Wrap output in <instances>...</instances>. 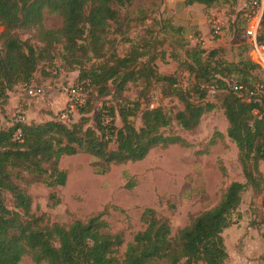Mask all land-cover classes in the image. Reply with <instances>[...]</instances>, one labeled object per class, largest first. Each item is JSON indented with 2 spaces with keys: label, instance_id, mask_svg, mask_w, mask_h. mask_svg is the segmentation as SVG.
Listing matches in <instances>:
<instances>
[{
  "label": "trees",
  "instance_id": "16d2710c",
  "mask_svg": "<svg viewBox=\"0 0 264 264\" xmlns=\"http://www.w3.org/2000/svg\"><path fill=\"white\" fill-rule=\"evenodd\" d=\"M133 1L117 0V3L125 5ZM184 3L211 8L221 3L239 5L240 0H184ZM115 4V0H0V114L5 112L15 87L36 85L35 73L42 63L53 60L57 46L61 45L64 62L70 69L80 70L82 81L78 83L85 88L93 86L99 98L122 97L130 83L139 81L147 88L154 82L168 83V92L176 94L185 105L175 119L186 132L196 130L203 116L216 109L217 105L206 100V95L221 89L227 136L237 146L244 179L231 180L222 186L218 201L207 209L190 213V222L175 235L168 217L154 208H146L142 215L145 228L135 233L124 254L119 255V247L125 242L124 232H111L103 212L76 218L69 224L44 222L42 215L33 212L29 188L33 184L51 188L65 185L67 170L60 167V160L81 151L94 157L91 166L97 172L106 173L114 164L143 160L158 147L173 144L192 147L193 143L184 136L168 131L174 117L161 106L151 108L149 104L142 108L140 102L128 101L119 109L120 126L114 121L104 126L101 108L94 125L85 115L68 124L51 113L49 119L40 122L14 123L8 128H2L0 123V264H19L25 256L34 264H229L223 233L236 222L232 215L239 210L244 194L251 191L259 195L264 190V95L255 94L257 87L264 84L257 86L249 78L254 76L251 70L261 65L251 55L239 63L228 62L217 57V49L206 54V49L196 43L186 50L184 61L199 94V101H194L187 91L178 89L175 77L157 72L152 52L162 41H155L153 46L151 39H143L132 45L129 54H118L108 38L110 27L120 19ZM47 14H58L61 25L47 26ZM238 14L246 26L250 9L240 7ZM262 27L264 12L257 33V41L264 44ZM24 29L38 43L22 39L18 31ZM147 56L150 57L143 60ZM232 73L241 74V81H227L226 77ZM214 79L218 83L214 84ZM236 85H242L243 89H236ZM247 93L251 95L249 99ZM102 106L115 114L114 108ZM138 113L140 127L132 120ZM18 129L22 132L20 141L14 139ZM216 134L224 136L221 131ZM214 143L212 137L209 145ZM209 151L208 148L201 152ZM219 169L224 177L229 176L221 158ZM5 193H10L9 200ZM259 264H264V252Z\"/></svg>",
  "mask_w": 264,
  "mask_h": 264
},
{
  "label": "rangeland",
  "instance_id": "374dc122",
  "mask_svg": "<svg viewBox=\"0 0 264 264\" xmlns=\"http://www.w3.org/2000/svg\"><path fill=\"white\" fill-rule=\"evenodd\" d=\"M115 3L120 11V19L110 27L108 38L118 54H129L133 46L143 39H151L153 46L155 41H162L157 43L152 52L157 72L175 77L179 87L176 88L187 91L188 97L194 101H199V94L195 92V81L184 64L189 47L200 43L206 49V54L217 49V57L231 63H239L250 57V45L243 34L247 23L245 26L242 15L238 14L241 3H221L211 8L204 5L189 7L184 0H134L133 3L125 5H120L115 0ZM45 21L49 27L61 25L58 14H47ZM216 23L220 25L219 34H215ZM170 25L180 30L176 31L177 28ZM1 29L0 26V31ZM260 33L264 35V27ZM18 35L24 40L30 38L38 43L29 30H19ZM251 74L254 78H249L257 86L264 84L263 66L251 70ZM241 76L232 73L226 79L232 83L241 81ZM79 78L80 70L70 69L64 62L60 45L56 48L53 60L42 63L33 80L36 85L51 89L50 92L58 89V94L66 95V88L70 84L81 82ZM213 81L216 84V79ZM168 85L154 82L147 88L139 81L130 83L122 97L109 95L101 98L90 85L86 88V105L72 111L67 123L79 121L85 115L90 119L89 123L94 125L99 109L104 104L115 109V114L109 112V116L120 126L122 122L119 109L125 103L138 101L142 108L149 104L151 107L154 103L174 117L173 125L168 131L184 136L193 143L192 147L179 144L167 148L158 147L151 150L145 159L114 164L106 173H99L91 166L94 157L86 152L64 156L60 160V167L67 170L66 184L52 188L45 184L31 185L29 189L33 196V212L42 215L44 222L61 224H69L76 218L85 219L91 214L103 212V218L109 222L111 232H124L125 242L118 252L123 255L135 233L146 226L142 219L146 208H154L160 215L168 217L171 220L172 235H175L178 229L190 222V213L207 209L218 201L222 186L231 180H243L237 146L227 136L228 121L221 106L222 90L218 89L216 94L206 95V100L217 105L216 109L203 116L196 130L186 132L175 119L176 113L183 110L185 105L176 94L168 92ZM19 87L22 86L15 87L13 91ZM66 97L64 108L69 107L68 96ZM41 99L44 100V97ZM64 108L55 111L44 102L38 104L35 115L41 110L42 113L50 112L52 117L58 119ZM23 110L26 111L25 108ZM6 112L7 109L0 114L2 128H8L15 123L14 113L7 115ZM132 120L136 127L141 126L139 113ZM217 131L223 132L224 136H217ZM212 137L215 143L210 146ZM208 148V154L201 152ZM220 158L227 165L230 173L228 177H224L219 169ZM5 195L7 200L11 198L10 193ZM7 204L11 207L10 201ZM232 217L236 222L223 233L231 250H241V235H248L255 240L251 242L252 245H259L258 250H264V190L259 195L247 191L239 210ZM258 239L260 242H257ZM19 264L34 262L29 256H25Z\"/></svg>",
  "mask_w": 264,
  "mask_h": 264
},
{
  "label": "built area",
  "instance_id": "2783aa9c",
  "mask_svg": "<svg viewBox=\"0 0 264 264\" xmlns=\"http://www.w3.org/2000/svg\"><path fill=\"white\" fill-rule=\"evenodd\" d=\"M241 8L250 9L251 14L248 19V23L245 29L244 37L250 43V55L253 60L259 63L264 68V44H261L257 41V33L260 28L261 17L264 12V0H241ZM215 34L220 33V25L216 23L215 25ZM25 92L28 95H42L44 93L45 87L30 85L23 86ZM236 89H243V86H235ZM66 95L68 96V105L69 107L64 108L60 115L62 121H68L70 119V113L75 111L79 107H84L87 103V90L82 83L70 84L66 88ZM211 92H214V89H211ZM250 93V92H249ZM249 93L246 95V99H249L248 96H251ZM255 94L264 95V86L257 87ZM155 106L154 103L151 104V108ZM102 110V124L107 126L111 121L109 116V109L101 106ZM14 121L15 123H24L25 122V111L23 107L18 105L14 112ZM15 140H22L21 129H18L14 134Z\"/></svg>",
  "mask_w": 264,
  "mask_h": 264
},
{
  "label": "crops",
  "instance_id": "0c3cea01",
  "mask_svg": "<svg viewBox=\"0 0 264 264\" xmlns=\"http://www.w3.org/2000/svg\"><path fill=\"white\" fill-rule=\"evenodd\" d=\"M201 4H193L188 5L189 7L197 6ZM36 84V83H35ZM48 89V90H47ZM51 89L45 88L44 94L39 95H28L23 87H19L18 90H14L10 94L9 104L7 105V115L15 112V109L18 105L24 106L25 113H27L28 117L25 114V121H43L50 118V112H43L40 110L35 115V110L38 107V104H44L46 102L47 106L52 107L55 111L57 109H63L67 103V97L62 94H58L57 90H53L50 92ZM46 91V92H45ZM33 97V98H31ZM44 97V100L41 99ZM23 108V109H24ZM42 117H45L44 119ZM264 163L262 164V169ZM242 222V221H241ZM248 235L244 236L241 235V250L238 249L237 252L231 250V246L228 240L225 238V242L227 244V250L229 253V264H259V257L264 252V250H258L259 245H252L251 242H254ZM257 242H260L258 239Z\"/></svg>",
  "mask_w": 264,
  "mask_h": 264
}]
</instances>
